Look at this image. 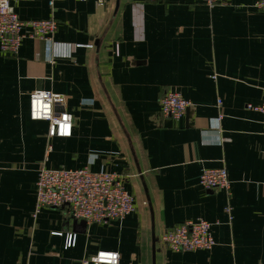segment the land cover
<instances>
[{
    "label": "crops",
    "instance_id": "1",
    "mask_svg": "<svg viewBox=\"0 0 264 264\" xmlns=\"http://www.w3.org/2000/svg\"><path fill=\"white\" fill-rule=\"evenodd\" d=\"M257 1L15 5L22 21L58 28L51 42L0 53V264H79L99 251L117 252L119 264H264V115L248 109L264 102ZM37 90L65 96L71 137L49 138V124L31 119ZM167 92L192 103L178 122L161 115ZM222 166L230 195L199 183ZM42 167L118 173L137 210L106 225L76 221L68 207L37 212ZM199 219L214 224L212 249L161 243L165 230Z\"/></svg>",
    "mask_w": 264,
    "mask_h": 264
},
{
    "label": "built area",
    "instance_id": "2",
    "mask_svg": "<svg viewBox=\"0 0 264 264\" xmlns=\"http://www.w3.org/2000/svg\"><path fill=\"white\" fill-rule=\"evenodd\" d=\"M21 1L29 0H0V53L4 55L18 54L25 39L51 42L58 28L54 19L22 21L15 12V5ZM97 1L100 4L106 2ZM193 1L201 2L210 9L221 3V0ZM54 3L55 0H49L50 6ZM255 8L264 12V0H258ZM65 103L64 95L52 91L37 90L30 95V117L34 121L49 124V138L72 136L74 117L65 109ZM191 104L180 93L167 92L160 99L161 115L178 122L185 116ZM248 109L264 115V102L260 105H249ZM222 118L223 115L219 117L220 120ZM199 183L207 191H225L230 195L232 183L225 166L204 170ZM36 197L37 212L45 207H68L73 219L85 221L87 224L106 225L122 220L137 210L136 199L127 190L124 176L107 171L93 172L89 168L50 170L42 167L38 173ZM213 226V223L202 219L187 221L165 230L160 241L175 253L210 250L216 245ZM73 240L72 237L69 239L68 247H71ZM89 263L119 264L120 257L117 252L99 251L90 260L79 262Z\"/></svg>",
    "mask_w": 264,
    "mask_h": 264
}]
</instances>
